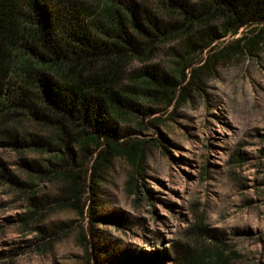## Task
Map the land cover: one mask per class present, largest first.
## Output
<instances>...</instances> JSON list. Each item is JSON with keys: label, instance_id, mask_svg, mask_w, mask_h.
I'll return each mask as SVG.
<instances>
[{"label": "rangeland", "instance_id": "1", "mask_svg": "<svg viewBox=\"0 0 264 264\" xmlns=\"http://www.w3.org/2000/svg\"><path fill=\"white\" fill-rule=\"evenodd\" d=\"M79 0H59L81 22L96 18ZM251 0L250 11L257 2ZM170 7H197L199 0H164ZM140 11L158 15L162 25L180 21L159 11L157 0H137ZM213 17L201 28H217V38L193 59L209 67L186 81L188 96L171 104L144 102L136 120L116 122L101 145L83 151L71 135L14 111L0 129V264H177L200 246L229 256L233 264H264V18L249 19L238 34H222ZM196 33V32H195ZM193 34V33H192ZM161 43L150 59L135 60L128 73L145 66L164 72L186 43ZM257 38V47L247 43ZM2 100L16 103L15 94ZM114 140L132 147L142 142V174L133 188V164L115 156L92 171ZM58 154L65 155L63 162ZM79 173L83 195L68 193L69 180L56 173ZM79 210H82L80 212Z\"/></svg>", "mask_w": 264, "mask_h": 264}, {"label": "trees", "instance_id": "2", "mask_svg": "<svg viewBox=\"0 0 264 264\" xmlns=\"http://www.w3.org/2000/svg\"><path fill=\"white\" fill-rule=\"evenodd\" d=\"M100 12L87 23L81 12L94 13V6L79 0L80 10L71 14L61 9L59 0H0V129L7 126L14 111L38 119L58 132V141L71 135L83 151L99 147L108 128L119 121L136 120L140 106L148 103L171 104L188 96L183 84L196 81L202 68L188 69L193 59L217 38V28L207 27L216 17L222 34H238L249 19L264 18V0L250 11L251 0H199L189 8L170 7L164 0L159 11L175 13L180 21L162 25L158 15L140 11L137 0H96ZM196 32V33H195ZM193 33V34H192ZM186 37L183 48L171 58L164 72L145 66L128 73L135 60L150 59L163 42ZM247 45L257 47V38ZM15 94L18 104L5 105L2 98ZM139 142L132 147L114 140L92 168L97 173L115 156H125L133 164L130 187L142 174ZM65 161L64 154H58ZM79 173H56L69 180L68 193L80 200L83 187ZM82 212V210H79ZM200 246L179 254L177 264H233L229 256L202 248L207 231L199 226Z\"/></svg>", "mask_w": 264, "mask_h": 264}]
</instances>
